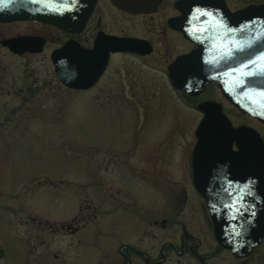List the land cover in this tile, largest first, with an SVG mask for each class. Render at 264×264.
<instances>
[{"label":"rangeland","instance_id":"obj_1","mask_svg":"<svg viewBox=\"0 0 264 264\" xmlns=\"http://www.w3.org/2000/svg\"><path fill=\"white\" fill-rule=\"evenodd\" d=\"M30 27L14 21L0 25V35ZM0 54L15 74L26 67L44 74L41 56L28 63ZM109 74V95H97V88L63 92L54 81L51 93L35 100L37 112L0 115V264H109L123 240L149 250L150 237L140 239L146 231L160 246L162 222L180 207L181 186L201 215L190 162L202 112L175 94L153 63L118 56ZM123 81L135 92L131 98L120 96ZM225 111L234 125L252 126L264 137V122L229 104ZM201 223L207 240L199 251L213 257L210 264L227 263L204 217ZM261 255L264 241L253 257ZM186 257L179 264H199Z\"/></svg>","mask_w":264,"mask_h":264},{"label":"water","instance_id":"obj_2","mask_svg":"<svg viewBox=\"0 0 264 264\" xmlns=\"http://www.w3.org/2000/svg\"><path fill=\"white\" fill-rule=\"evenodd\" d=\"M96 2L0 0V22L39 20L75 32L85 25ZM138 2L130 3L139 10ZM233 21L232 27L203 31L200 47L172 64L170 73L178 88L192 94L216 82L238 109L264 122V4L244 9ZM213 33L220 34L215 43L210 42ZM27 40L8 43L13 47ZM145 44L137 38H99L96 48L103 47L105 54L98 63L63 60L66 45L54 53L56 72L66 85L85 89L104 68L110 50L149 51ZM198 107L204 117L196 130L194 185L207 202L218 242L243 257L264 238V140L250 126H234L220 103L206 101Z\"/></svg>","mask_w":264,"mask_h":264},{"label":"flooded vegetation","instance_id":"obj_3","mask_svg":"<svg viewBox=\"0 0 264 264\" xmlns=\"http://www.w3.org/2000/svg\"><path fill=\"white\" fill-rule=\"evenodd\" d=\"M114 1H118L119 4ZM133 1L135 0H97L85 25L75 32L41 21H15L30 23L34 27H30L24 32L0 35V49L11 57L25 59L28 63L32 61L31 57L36 56H41L43 63L44 61L46 63L43 65L44 74L42 75L34 74L35 71L29 74L28 67L21 73L15 74L9 70V65H4L0 59V115H24L37 112L40 108L36 106L35 100L41 96L47 97L51 93L50 84L54 81L56 83L54 88L63 90V92L71 93L77 90L97 88V95L104 93L109 95L110 92H114V88L111 87L114 79L109 74V70L113 59L118 56L153 63V67L157 70H164L165 79L172 91L190 101V105L195 106L196 103L197 109L200 102L209 100L220 102L224 111L225 105L228 104L236 108L225 99L220 87L215 82H207L201 93L197 95L176 87L169 68L180 58L200 47L199 40L203 39V31L206 29L208 32L214 31L220 26L232 27L235 24L233 18L236 19L244 9L258 6L264 2L258 0H139L138 3L141 5L137 10V7L130 3ZM228 15L230 19H227ZM201 17L204 18V22L201 21ZM10 23H0V25ZM225 24H229V27H226ZM54 30L57 31L56 36L52 35ZM108 36L147 41L144 48H149V51L110 50L104 68L87 89H75L66 85L56 72L54 53L68 45V48L61 54L63 60L73 62L91 59L92 62L98 63L105 51L103 47L96 48V41ZM212 36L211 43H215L220 38V34L213 33ZM18 38H28V40L26 43H16L13 47L8 43L10 40ZM184 65H189V63H184ZM51 67L53 69L52 76L50 74ZM123 83L124 90L120 91V96L131 98L135 92L130 90L129 85L134 88H138L139 85L136 82L132 84L128 81L127 89V81H123ZM1 126L2 122H0V128L3 127ZM190 163L191 188L196 191L194 199L198 201L197 205H200L201 215L195 216L193 213L192 209L195 207L189 204L190 197L187 188L183 186L177 188L176 198L177 201L179 200L180 207L171 210L170 218H165L161 226L165 232L164 239L166 241L162 242L160 246L158 243L157 245L152 244L156 239L152 231H146L143 236H140V239L141 237H150L149 250L143 249L137 242L133 243L136 244L134 246L123 240L116 247L109 264H179L187 258L186 256L194 257L199 264H210L213 257L209 254H201L199 251L203 242L207 240V238L202 240L200 237L204 224L201 223L202 217L216 241L214 226L207 203L194 186L192 158ZM82 226H86V224H82ZM81 227L76 226L74 230ZM191 228L195 229L198 234L191 231ZM141 241L143 242L142 239ZM263 241L243 257L236 256L218 243L217 246L221 252H225L228 259V262L226 263L224 260L223 264H256L260 262L264 264V255L253 257ZM150 250L155 254L153 255Z\"/></svg>","mask_w":264,"mask_h":264},{"label":"trees","instance_id":"obj_4","mask_svg":"<svg viewBox=\"0 0 264 264\" xmlns=\"http://www.w3.org/2000/svg\"><path fill=\"white\" fill-rule=\"evenodd\" d=\"M2 253H3V252H2V249H1V247H0V257L2 256Z\"/></svg>","mask_w":264,"mask_h":264}]
</instances>
